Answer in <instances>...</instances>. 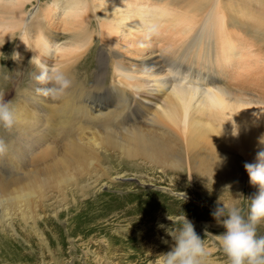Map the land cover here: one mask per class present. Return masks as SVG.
<instances>
[{
    "label": "rangeland",
    "instance_id": "obj_1",
    "mask_svg": "<svg viewBox=\"0 0 264 264\" xmlns=\"http://www.w3.org/2000/svg\"><path fill=\"white\" fill-rule=\"evenodd\" d=\"M22 1L20 0V3ZM125 1L154 9L155 6H164L163 2L154 0H115ZM13 2L0 0V18L7 10V14L14 12L23 16V9L29 10L33 5L38 7L39 14L46 19L44 26L52 33L49 36L46 30L40 37L43 42L48 41V45L62 43L73 30L77 31V26L79 22L84 21L83 17L88 8L86 4L82 10L75 13L70 11V15L66 16L61 10H53L50 13L52 0H35L31 7L30 2H25V8L22 7L18 12L16 6L19 8L20 3ZM217 2L218 0H215L212 4V15L208 22L213 33V44L207 48L203 46L199 50L195 49L192 52L195 57L189 56L194 60L192 65L196 69H199L200 65L205 67L206 73L212 77L210 84L224 85L232 91L236 90L238 97H250L253 105L264 108L261 103L264 102V40L231 27L230 24H226L221 30L225 18L222 9L217 7ZM184 8H167L170 13L178 14V25L168 26L170 20L164 21L165 16H157L149 33L145 35L127 34L126 31L122 36L118 30H107L104 22V29L111 35L110 38L96 39L95 43L91 44L89 54L73 62L69 78L79 82L78 86L84 87V93L90 91L101 96V92L95 89L103 88L110 78L107 69V55L110 51H116L114 55L120 57L128 69L139 68L143 57L150 53L151 56L162 55L167 63L175 60L176 50L182 48L185 40L186 35L182 32L185 24L199 23L205 13L202 11L199 16L198 12L188 11V6ZM221 34L225 35L220 36ZM221 40H224L225 44H221ZM15 44L16 40H12L8 47L3 46L0 49V94L7 92L3 100L14 105L24 97L21 96L22 90L33 84L32 93L40 96L39 102L50 100L52 103L55 98L37 90L51 85L35 82L31 69L34 74L35 72L30 65H26L24 74L19 75L16 72L18 62L12 55ZM43 59L44 56L40 60ZM167 67L171 68L169 65ZM85 105L84 109L88 113V107L92 105V109H89L92 116L107 110L104 103L95 99L86 101ZM29 108L27 106L28 111ZM77 121L79 123L80 120ZM38 128L33 132L30 129L20 130L17 123L11 131L0 128V138L8 146L7 152L0 156V168L6 173L21 171L29 174L36 170L38 176L43 179L42 186L45 177L49 180L18 213L10 219H7L5 214L0 218V264H155L157 258L173 246L174 241L169 232H175L180 227V224H173L168 217L175 220L181 215L186 216L194 225L196 233L203 239L211 253L207 258L210 264H227V258L215 245V235L222 233L224 228L213 217L212 212L220 203H235L246 216L251 199L258 192V188L255 191L251 188L248 177L238 180L235 189L221 188V192H218L216 185L212 184L216 189L212 185L209 186V182L204 178L191 179L183 172L180 174L171 169L164 173L160 168H154L140 158L127 159L120 154L119 149L103 146H98L97 149V145L90 139H81L83 135L88 137L90 132L86 129H81L76 137L73 129V133L66 132L64 137H55L56 141L54 140L49 148L32 147L22 150L19 157L16 156L20 148L30 140L34 143L30 135H36L42 130ZM68 137L70 141L81 139L79 142L85 147L87 145V156L80 175H64L63 181L57 184L54 180L57 178L58 181L67 171L63 173L59 171L61 169L55 170V178L49 177L47 171L50 170L54 159L64 154L63 146ZM25 138L28 139L27 143H24ZM67 154L66 151L65 157ZM32 156L41 158L35 160L30 158ZM87 158L92 161L91 167ZM16 165L21 169L18 170ZM69 167L70 172H74L73 166ZM38 176L31 177L29 182L36 183ZM121 197L126 199L124 205L119 202ZM127 206H131L136 214L122 211ZM120 211L122 214L125 212V215ZM135 217L139 219L136 220ZM257 236H264V222L257 226ZM160 240L167 241V244L161 246ZM107 242L109 244L106 247Z\"/></svg>",
    "mask_w": 264,
    "mask_h": 264
},
{
    "label": "bare ground",
    "instance_id": "obj_2",
    "mask_svg": "<svg viewBox=\"0 0 264 264\" xmlns=\"http://www.w3.org/2000/svg\"><path fill=\"white\" fill-rule=\"evenodd\" d=\"M10 1L20 3V0ZM34 1L23 0L19 8L16 6V11L25 8V2H30L31 7ZM155 1L163 2L164 6H155L154 9L128 1L52 0L50 13L53 10H61L68 16L70 11L75 13L82 10L86 4L88 8L85 16V13L80 14L84 16V21L79 22L77 31L73 30L67 38L65 37L64 42L51 45L40 38L48 27L44 26L46 19L39 14L38 7L33 5L29 10L23 9V16L14 12L7 14L8 10L3 12L4 16L0 18V41L4 39V44L0 49L3 46L8 47L12 40H16L12 55L19 53L21 58L19 61L15 60L18 62L16 72L19 75L24 74L26 65H30L36 73V65L43 64L49 68L61 69L71 80L70 87L52 103L50 100L39 102L40 96L32 93L33 84L22 90L21 96L24 97L13 105L18 117V128L30 129L32 132L38 127L42 130L36 135H30L34 143L30 140L28 144H24L25 146L16 152V156L19 157L22 150L32 147L49 148L54 140L66 132H72L73 129L75 137L81 129H86L90 132L88 137L83 135L80 138L90 139L97 145V149L98 146L119 149L120 154L127 159L140 158L154 168H160L164 173L171 169L180 174L183 172L191 179L204 178L209 182V186L216 185L218 192H221V188L235 189L238 180L248 177L244 164L254 162L256 154L264 151V108L253 105L250 97H238L236 90L232 91L224 85L210 84L212 77L206 73L205 67L200 65V68L196 69L192 65L194 60L189 57L194 56L192 52L195 49L199 50L203 46L207 48L213 44V33L208 22L215 0ZM167 6H179L180 9L188 6V11L198 12L199 16L202 11L205 12L199 23L190 22L186 23L184 28L182 26V32L186 36L183 35L185 40L183 39L182 48L176 50L175 60L167 63L162 55L151 56L150 53L143 57L139 68L128 69L121 62V58L114 55L116 51H110L107 55L110 78L103 88L95 89L101 92V96L90 91L84 93V87L78 86L79 82L69 78L73 62L86 57L96 39L110 38L111 35L104 29V22L107 30H118L122 36L126 31L127 34L145 35L149 33L157 16H165L164 21L170 20L168 26L179 24L176 17L178 14L170 13ZM217 7L222 9L225 18L221 30L226 24H230L231 27L264 40V0H218ZM47 33L52 35L49 30ZM220 42L225 44L224 40ZM41 55L44 56L42 61ZM31 72L33 80L37 82L32 69ZM6 95L7 92L2 93L3 98ZM91 99L104 103L107 110L92 116L89 109H92L95 101L88 107L90 113L85 110L86 101ZM261 103L264 104L262 101ZM27 106L30 107L29 111ZM77 120H80L79 123ZM69 139L68 137L63 146L64 154L56 157L47 171L51 178H55V170L61 169L59 171L63 173L67 171L58 181L57 178L54 180L57 184L63 181L64 175H80L87 156V145L85 147L79 142L81 139ZM27 142L28 139L25 138L24 143ZM66 151L68 154L65 157ZM30 158L38 160L41 157ZM87 161L91 167L90 158H87ZM69 165L73 166L74 172H70ZM16 168L21 169L19 165H16ZM21 173H6L0 168V218L5 214L7 219H10L18 213L23 205L34 197V193L39 192L49 181L45 177L42 186L43 179L38 176L36 170L29 174ZM4 174L7 176H3ZM33 176H38L36 183L29 182ZM251 188L255 191L257 186L251 185ZM119 202L124 205L126 199L121 197ZM122 211L136 214L131 206ZM125 212L121 214L124 216ZM160 242L161 246L167 244L165 240ZM108 244L109 242L105 246Z\"/></svg>",
    "mask_w": 264,
    "mask_h": 264
},
{
    "label": "clouds",
    "instance_id": "obj_3",
    "mask_svg": "<svg viewBox=\"0 0 264 264\" xmlns=\"http://www.w3.org/2000/svg\"><path fill=\"white\" fill-rule=\"evenodd\" d=\"M3 44L4 39L0 41V46ZM13 59L19 61V53H15ZM36 67L35 80L40 84H51V87L37 89L44 95L57 98L70 87L71 80L61 69L43 64ZM17 119L14 106L4 101L0 94V128L11 131ZM7 149L6 142L0 138V156ZM244 169L249 183L257 186L258 192L251 199L246 216L235 203H220L216 207L212 215L224 231L215 235V245L227 258V264H264V236H257V226L264 222V151L256 154L254 162H246ZM168 218L173 224H180V227L175 232H169L173 246L160 255L155 264H210L207 258L211 253L186 216H177L175 220Z\"/></svg>",
    "mask_w": 264,
    "mask_h": 264
}]
</instances>
